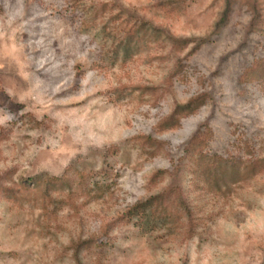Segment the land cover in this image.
<instances>
[{
    "label": "rangeland",
    "instance_id": "rangeland-1",
    "mask_svg": "<svg viewBox=\"0 0 264 264\" xmlns=\"http://www.w3.org/2000/svg\"><path fill=\"white\" fill-rule=\"evenodd\" d=\"M0 184V264H264V0H0Z\"/></svg>",
    "mask_w": 264,
    "mask_h": 264
},
{
    "label": "trees",
    "instance_id": "trees-1",
    "mask_svg": "<svg viewBox=\"0 0 264 264\" xmlns=\"http://www.w3.org/2000/svg\"><path fill=\"white\" fill-rule=\"evenodd\" d=\"M199 132H200V130H198V132L192 137V142H194L195 140H197L200 137L199 136L200 135ZM54 178L58 179V180L61 179V177H59V176H56ZM0 187H2V184H0ZM168 197L169 196H166L164 193H160L159 195L152 196V197H150L149 199H147L145 201L137 203L135 205V208H137V210H140V208L145 207V206H147V208H148L151 205H153L155 202H157L158 205H160V203H162V206H164V202L166 201V199ZM108 226H110V225H108ZM106 231L108 232V230H106ZM79 249H80L79 246H77L76 249H75V255L77 257H78ZM77 259H79V258H77Z\"/></svg>",
    "mask_w": 264,
    "mask_h": 264
}]
</instances>
